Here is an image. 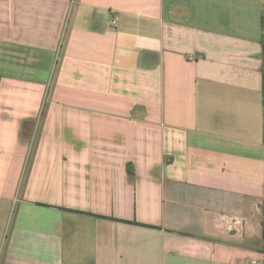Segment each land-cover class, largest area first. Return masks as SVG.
I'll use <instances>...</instances> for the list:
<instances>
[{
  "label": "crops",
  "instance_id": "obj_1",
  "mask_svg": "<svg viewBox=\"0 0 264 264\" xmlns=\"http://www.w3.org/2000/svg\"><path fill=\"white\" fill-rule=\"evenodd\" d=\"M264 0H0V264H263Z\"/></svg>",
  "mask_w": 264,
  "mask_h": 264
},
{
  "label": "trees",
  "instance_id": "obj_2",
  "mask_svg": "<svg viewBox=\"0 0 264 264\" xmlns=\"http://www.w3.org/2000/svg\"><path fill=\"white\" fill-rule=\"evenodd\" d=\"M263 97H264V78H263V89H262ZM264 264V261H263Z\"/></svg>",
  "mask_w": 264,
  "mask_h": 264
},
{
  "label": "rangeland",
  "instance_id": "obj_3",
  "mask_svg": "<svg viewBox=\"0 0 264 264\" xmlns=\"http://www.w3.org/2000/svg\"><path fill=\"white\" fill-rule=\"evenodd\" d=\"M263 247H264V245H263Z\"/></svg>",
  "mask_w": 264,
  "mask_h": 264
}]
</instances>
